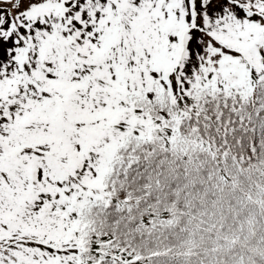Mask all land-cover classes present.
I'll return each mask as SVG.
<instances>
[{
  "label": "snow or ice",
  "instance_id": "6c2138e0",
  "mask_svg": "<svg viewBox=\"0 0 264 264\" xmlns=\"http://www.w3.org/2000/svg\"><path fill=\"white\" fill-rule=\"evenodd\" d=\"M0 264H264V0H0Z\"/></svg>",
  "mask_w": 264,
  "mask_h": 264
}]
</instances>
